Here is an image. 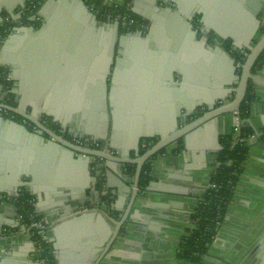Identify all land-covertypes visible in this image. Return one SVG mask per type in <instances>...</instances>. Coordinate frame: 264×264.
Returning a JSON list of instances; mask_svg holds the SVG:
<instances>
[{
  "label": "water",
  "instance_id": "95a60500",
  "mask_svg": "<svg viewBox=\"0 0 264 264\" xmlns=\"http://www.w3.org/2000/svg\"><path fill=\"white\" fill-rule=\"evenodd\" d=\"M160 1L162 0H156V8L162 14L159 17H149L152 24L146 35H143L141 30L134 34L120 35L119 22L98 21L97 15L84 0H46L38 11V16L43 19L41 27L36 29L33 25L18 26L0 47V61L12 67L9 76L19 82L17 88L12 90L17 106L0 102V107L25 119L15 120L5 117L3 113L0 114V135L7 133L6 140L0 137V146H2L0 170L5 173L8 171L7 174L13 179H16L17 175L21 178L24 176L46 183V186L59 187L58 183L63 179L61 166L64 163L80 169L82 175L74 178L80 179L75 181L76 184L79 182V184H88L90 179H94L91 172L92 157L106 160L105 164H99V170L106 168L108 176L116 175L123 183L126 178L116 171L114 164H120L122 167H126L127 164L135 165L129 203L120 219H113L115 228L110 238L106 240L99 255L90 264H100L120 236L139 194V182L144 165L170 145L186 141L191 133L209 121L220 116L234 115L246 97L249 84L254 77L253 69L264 52V16L259 15L263 1L163 0L172 4L167 8L162 7ZM197 1L200 3L198 8ZM25 6L26 3H22V7ZM4 11L16 16L15 10L5 1L0 0V25ZM195 14L201 15L202 27L199 29L194 28ZM165 19L171 22L168 27L162 24L161 20L165 21ZM205 31H213L224 41L230 39L233 50H242L245 56L244 62H236V59L221 46L215 49L209 45L208 37L200 36V33ZM166 33L174 34L178 38L176 37L172 43L170 39H163ZM179 48L180 52H178ZM31 49L45 52L52 49L88 52L99 50V53L93 58L91 55L89 58L88 55L86 56L90 61H86L83 67V75L86 78L83 89L76 81L67 86L64 82L57 81L58 86L49 89L53 77H59L60 74L35 69L29 60ZM16 53H20L19 57ZM22 53L26 55L22 56ZM126 64H132L128 75L132 83H138L135 81L136 78L138 79L137 89L129 90L120 86L121 67ZM145 66L153 69V73L150 74L153 80L150 87H147L148 84L146 86L143 80ZM71 75L74 79L83 77L79 70L72 71ZM0 90H3L1 83ZM93 92L97 95L98 102L89 99V94ZM65 94L66 96L69 94L66 97L70 99L68 106L77 111H83L82 108L86 106L91 113L92 108H95V114L98 113L103 120L104 131L107 129L106 140L109 137L108 129L111 128V145L122 147L119 143L122 133L119 125L121 124L124 129L127 126L126 132L134 134L132 135L134 144L131 147L135 149V155L130 156L126 150L111 155L105 151L78 146L66 137L65 133L68 130L59 133L48 125L44 117L53 118V122L54 119L58 120L57 101ZM124 94L129 96L122 101ZM146 95L154 102L149 105L141 104L140 100L146 98ZM187 95L193 98L187 100L185 98ZM166 96L171 98L166 104L170 118L168 117V124L166 129H163V133H157L159 130L156 132L150 123L155 120L153 118L160 115L157 107L161 99L164 100ZM227 98L231 100L216 106L217 102ZM160 106L162 109L165 105ZM202 106L207 110L194 116L196 109ZM144 116L149 124V128L145 127L146 129L138 125ZM181 117L185 119L182 125L179 124ZM122 119L127 122L123 124ZM27 121L33 123L37 129L30 130L25 125ZM249 122L255 134L248 143L253 145L261 141L264 132L256 129L250 119ZM82 132L85 135L93 133L87 130ZM68 135L82 134L70 130ZM152 137L158 138L157 141L140 154L141 141ZM97 140L106 144L101 137ZM6 149L13 152V155L8 154ZM70 176L68 179H73ZM150 177L152 180L151 174ZM151 180L148 185L154 183ZM148 185L145 189L152 190ZM125 186L129 185L125 183ZM9 193L10 191H7V194ZM11 194L15 196L19 192L11 191ZM88 217L91 216L85 219ZM68 219L72 220L73 217ZM64 225L58 223L52 226L45 237L55 248L61 245L58 233ZM20 226L26 228L21 222Z\"/></svg>",
  "mask_w": 264,
  "mask_h": 264
},
{
  "label": "crops",
  "instance_id": "0c3cea01",
  "mask_svg": "<svg viewBox=\"0 0 264 264\" xmlns=\"http://www.w3.org/2000/svg\"><path fill=\"white\" fill-rule=\"evenodd\" d=\"M3 1L15 10L16 17L23 9L22 3L25 2V0ZM180 1L185 2L187 0ZM260 1H263V6L259 15L264 16V0ZM160 4L166 8L172 6L170 2L165 3L163 0L160 1ZM196 5L198 8L200 3L197 1ZM129 6L133 13L147 22V29L143 31V35H146L151 27L152 21L149 17H159L162 14L156 8V0H131ZM191 7H193L192 3ZM200 19V14L194 15L195 29L202 27ZM97 20L104 22L98 18ZM37 21L39 20H31L25 26L33 25L37 29L41 27L43 19L40 23ZM161 21L166 27L171 23L167 19ZM137 31L138 29L125 31L121 35L134 34ZM202 35L208 37V44L213 48L217 49L221 46L231 56L232 53L236 52L233 50L230 39L226 41L219 39V36L215 35L213 31L200 33V36ZM8 36L0 42V47ZM176 37L178 38L174 34L166 33L163 39H170L174 43ZM169 50L173 52L171 47ZM150 51L155 52V50ZM150 51L148 50V52ZM180 51L179 48L178 52ZM98 53L99 50L88 52L87 50L52 49L45 52L40 49H31L29 60L33 67L39 71L49 70L52 73H57V75L60 74L59 77H53L48 88L58 86L57 81L64 82L65 86L76 81L78 86L83 89L86 81L85 75H83V67L86 61H90L86 59V56L88 55L89 58L91 55L93 58ZM16 55L19 57L20 53H16ZM24 55L26 53H22V56ZM46 57L48 58L46 59ZM18 61L20 62V60ZM0 66L7 68L9 74L11 73V66L3 64L2 61H0ZM131 67L132 64L123 65L120 72V86L129 90L137 89L139 85L137 78L135 81L138 83H132L128 75ZM77 70L82 72L83 77L80 79L72 78V71ZM151 73H153V69L145 66L143 80L146 86L148 84L147 87H150L153 82ZM139 80L143 81L140 78ZM12 81V90H14L19 82L15 79ZM251 82L257 100L251 107L250 120L256 129L264 132V63L261 68L254 70V77ZM192 86L194 87V85ZM93 87L95 88V83ZM67 96L65 94L61 100L57 101L58 120L54 119L55 122H53V118H50L53 124L51 127L54 126V130L59 133L68 130L67 134L70 130L76 131L83 136L96 140L101 137L106 145L117 153L126 150L130 156L135 155L136 151L131 147L134 144L132 142V135L134 134L129 131L126 132L127 126L124 129L121 124L119 125L122 133L121 141H118L122 147L111 145V128L108 129L109 137L106 140L107 129L104 131L103 120L98 113L95 114V108H92L91 113L86 106L82 108L83 111H77L68 106L69 98H66ZM123 96L122 101L129 95L124 94ZM89 97L91 101L94 99L98 102L94 92L90 93ZM185 98L188 100L193 97L187 95ZM170 99V96H166L164 100L161 99L160 104H158L159 107H157L160 110V115L153 118L155 120L150 123L156 132L159 130L157 133H163V129H166L168 124L169 112L166 111L168 108L166 104ZM153 102L147 95L146 98L140 100V103L145 105ZM160 105L165 106L161 109ZM3 114L5 117L13 118L8 111L3 112ZM124 120L122 119L123 124L127 122ZM184 123L185 119L181 117L179 124ZM234 123L235 117L232 114L217 117L191 133L186 141L170 145L150 160L152 166L151 181L154 183L148 186L152 190L139 189L137 199L120 236L100 264H192L190 261L178 257L179 245L190 226V216L197 205L199 196L209 186L210 178L217 167L216 159L221 150L219 136L231 132ZM25 125L30 130L37 129L29 121ZM138 125L149 128L145 116ZM82 130L93 133L85 135ZM6 134L4 133L0 137L6 140ZM103 135L105 137H102ZM66 137L69 139L68 136ZM7 153L13 155L10 150H7ZM98 163L105 164L106 160H100ZM92 165L91 172L94 179H90L88 184H79L80 182L76 184L75 181L80 179L74 178L81 177L80 169L76 166H69L68 163L62 164L63 179H60L59 187L46 186V183H40L24 176L21 178L17 175V178L13 179L11 175L7 174L8 171L5 173L0 170V190L10 191L9 195H12L11 191L25 190L33 195L35 210L50 220V227L47 232L58 223L65 224L58 233L61 238V245L55 248L53 243L49 241L53 247L55 264L92 263L115 228L113 219L119 220L129 203L133 177L128 174L126 167L114 164L116 171L125 176V183L129 186H125V183L116 175L108 176L106 168L99 170L95 163ZM69 175L73 179H68ZM7 191H0V264H48L46 261L38 260L35 256V242L32 241L26 229L20 226L15 201L8 197L1 198L3 194H7ZM75 215L81 217L77 218ZM87 216L91 217L85 219ZM69 217H73V219H68ZM65 219L68 220L61 222ZM201 264H264L263 141L250 145L248 158L239 177L232 203L219 227L216 239L208 254L203 257Z\"/></svg>",
  "mask_w": 264,
  "mask_h": 264
},
{
  "label": "trees",
  "instance_id": "16d2710c",
  "mask_svg": "<svg viewBox=\"0 0 264 264\" xmlns=\"http://www.w3.org/2000/svg\"><path fill=\"white\" fill-rule=\"evenodd\" d=\"M97 5V11L95 14L97 18L102 21H106L101 15L102 12L108 9L106 5H103L102 0H88L87 4L91 5V2ZM131 0H124V3L118 7V11L123 14H127L136 19H140L138 15L132 12L128 4ZM35 6L27 3L23 14L24 23L27 24L30 21L31 16L38 14L41 7V3L34 2ZM30 7V9H29ZM8 14L4 12V15ZM143 20V19H142ZM40 23V21H37ZM146 22V21H145ZM147 23V22H146ZM121 33L125 31H135L137 26H129L121 23ZM4 25H0V34L3 32ZM264 63V52L260 59L256 63V68H261ZM0 83L3 85L2 98L0 102H6L8 104L17 106L15 101V94L12 93L13 81L9 77V71L7 68L0 66ZM4 93V95H3ZM257 100V95L253 83L250 82L245 99L240 105L238 110L239 117L242 121L240 132L235 134L234 128L229 133H224L219 136V142L221 144V150L217 155V167L212 174L209 186L200 194L196 207L190 216V226L186 230V234L182 237V240L178 249V257L186 261H190L192 264H201L202 259L206 256L217 236L219 227L228 211L230 204L234 198L235 189L239 181V177L244 169L246 160L248 158L250 145L249 139L255 134V130L249 122L251 116V107ZM9 115L13 116L15 120L24 121L25 119L20 115L8 111ZM201 113L194 114L198 116ZM48 125H53L50 118H46ZM54 127V126H53ZM57 129V128H55ZM66 136L69 137L67 133ZM70 138V137H69ZM158 138H147L140 143V154H143L149 149ZM261 141L264 142V133L262 134ZM152 166L150 162H147L141 173L139 186L140 189H145L151 180ZM126 171L131 177L135 174V165L127 164ZM7 196V194H4ZM34 198L28 191L22 190L17 197L16 206L18 215L23 219L22 224L30 223L34 219H39L41 215L35 210L34 204L30 201ZM49 229H42L37 227L31 228L32 240L34 242L41 243L42 249L40 251L38 260H45L48 264H55V257L53 253L52 244L45 238L46 232Z\"/></svg>",
  "mask_w": 264,
  "mask_h": 264
},
{
  "label": "built area",
  "instance_id": "2783aa9c",
  "mask_svg": "<svg viewBox=\"0 0 264 264\" xmlns=\"http://www.w3.org/2000/svg\"><path fill=\"white\" fill-rule=\"evenodd\" d=\"M85 2L88 0H84ZM103 1V5H106L108 7V9L106 8V10L104 12L101 13V15L103 16V18H105V20L110 21V22H119L120 24L122 23L123 25H129V26H137V29L144 31L147 29V23L145 22V20L143 19H136L134 17H131L127 14H123L122 12L118 11V7H120L121 5L118 2H122L124 3V0H102ZM91 2V1H90ZM29 3L32 6H35L32 0H29ZM87 4V2H86ZM88 5V4H87ZM88 7L95 13V11L99 12L97 10V5L93 2H91V5L89 4ZM128 7L129 4H128ZM26 7H24L21 12H20V16L16 17L11 15L10 13L6 14L3 16V20L1 25H4L3 28V32L0 34V42L7 37L8 35L12 34L14 32V30L16 29V27L18 26H23L25 25L24 20H23V14L25 12ZM30 9V7H29ZM32 18H35L36 20H40L41 17L37 15L35 16H31L30 17V21L32 20ZM0 98H2V90H0ZM230 100H222L220 101V104H225L227 102H229ZM7 110L0 107V113L6 112ZM234 117H235V123H234V132L236 135L239 134L240 132V127L242 125V121L239 117L238 111L234 112ZM69 140L71 142H73L74 144L84 147V148H88V149H92V150H100V151H105L108 154L111 155H116L117 152L110 148L109 146L102 144L100 141L93 139L91 137H87V136H82V135H71ZM100 160H104L101 157H92V164L95 163V165H97V167L99 166V161ZM93 167V165H92ZM99 169V168H98ZM21 191L19 192L18 195H9L7 194V196H5L4 194L1 196V198H10L13 201L16 202L17 197L20 195ZM32 204L35 205V200L34 198L30 201ZM19 220L22 223L23 219L21 218V216H19ZM25 229L27 231V233L29 234V236L32 238V233H31V228L32 227H37V228H42V229H46L48 227H50V220L47 216L45 215H41V217L39 219H34L32 220L30 223H25ZM216 239V237H215ZM42 249L41 243L39 242H35V256L38 258L40 251ZM43 262H45V260H41Z\"/></svg>",
  "mask_w": 264,
  "mask_h": 264
},
{
  "label": "flooded vegetation",
  "instance_id": "af4514ba",
  "mask_svg": "<svg viewBox=\"0 0 264 264\" xmlns=\"http://www.w3.org/2000/svg\"><path fill=\"white\" fill-rule=\"evenodd\" d=\"M32 1H33V3H34L35 1H37L38 3L43 4L46 0H32ZM25 3H26V5H27V3H29V0H25ZM119 4L122 5L123 3H119ZM123 26H125V25H123ZM139 30H140V29H139ZM144 31H145V30H144ZM119 34H120V35L122 34L121 31H119ZM232 56L236 59V62H240V61L244 62V60H245V56H244L242 50H238V51L232 53ZM259 59H260V58H259ZM259 59H258V60H259ZM255 69H256V65H255V67H254V69H253V72H254ZM238 71H239V70H238ZM226 100L228 101V100H231V99H230V98H227ZM219 105H221L220 102H217V103H216V106H219ZM206 110H207V108H206L205 106L198 107V108L196 109V114H197V113H204Z\"/></svg>",
  "mask_w": 264,
  "mask_h": 264
},
{
  "label": "rangeland",
  "instance_id": "374dc122",
  "mask_svg": "<svg viewBox=\"0 0 264 264\" xmlns=\"http://www.w3.org/2000/svg\"><path fill=\"white\" fill-rule=\"evenodd\" d=\"M39 21H42V18H41ZM105 22H110V21L107 20V21H105ZM105 145H106V144H105Z\"/></svg>",
  "mask_w": 264,
  "mask_h": 264
}]
</instances>
